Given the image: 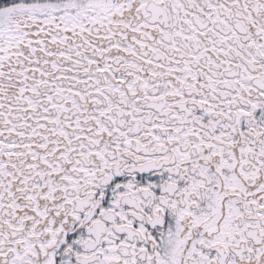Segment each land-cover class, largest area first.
I'll return each mask as SVG.
<instances>
[{
  "label": "snow or ice",
  "instance_id": "snow-or-ice-1",
  "mask_svg": "<svg viewBox=\"0 0 264 264\" xmlns=\"http://www.w3.org/2000/svg\"><path fill=\"white\" fill-rule=\"evenodd\" d=\"M0 264H264V0H0Z\"/></svg>",
  "mask_w": 264,
  "mask_h": 264
}]
</instances>
